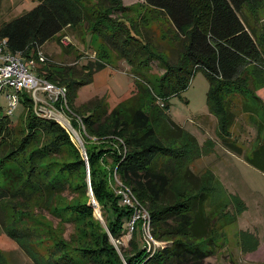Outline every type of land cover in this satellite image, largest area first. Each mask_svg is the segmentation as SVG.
<instances>
[{"label":"trees","instance_id":"trees-1","mask_svg":"<svg viewBox=\"0 0 264 264\" xmlns=\"http://www.w3.org/2000/svg\"><path fill=\"white\" fill-rule=\"evenodd\" d=\"M35 1L36 5L31 10L0 25V38H6L11 51L22 52L25 57L34 56L43 43L56 34L59 36L65 26L92 21L90 32L115 50L118 56L125 58L134 69L139 62L148 66L153 58L159 59L165 66L154 90L146 82L135 81L132 95L121 99L108 110L100 100L74 107L77 88L90 81L92 72L103 66L102 63L88 61L82 65L84 74L71 80L67 78L72 70L69 66L48 61L38 65V72L48 82L65 87L66 113L74 128L78 124L84 127L83 140L89 135L107 138L97 147L85 146L86 159L77 151V157L65 163L67 172L80 168L85 172L86 167L90 171L91 197L86 196V200L74 205L72 210L82 217L91 218L92 198L101 210L105 223L104 226L99 220L93 222L97 231L95 235L82 223L81 232L75 238L76 244L71 247L94 257H102L104 261L98 259L97 264H206V258L217 250L216 220L210 212H206L211 191L205 183H201L202 178L185 164L187 154L190 155L193 147L164 142L153 126L158 113L152 107L146 109V106L152 97H156L167 109L168 99L179 95L186 89L194 72L202 70L209 82L206 105L218 120V136L223 147L236 155L243 154L242 146L230 135L236 116L235 108L239 106V110L248 114L256 130V145L244 159L264 173V105L250 87L251 76L240 75L244 71L242 66L257 63L260 50L239 13L244 5H264V0H143L148 6L159 10L179 34L186 31L182 53L172 63L153 52L147 40L137 35L125 19L110 15L111 12L123 10L121 0H94L98 10H102L94 19L81 6V0ZM21 100L23 107H28L27 110L25 108V115L30 120V130L21 135L18 141H13L15 132L10 125L11 117L0 112V172L8 182L32 188L31 192H50L63 183L40 181V172L35 163L43 155L57 149L55 139L69 144L71 135L55 120L34 115L30 106L32 100L26 93L22 94ZM82 106L84 112L80 114L78 111L82 110ZM168 122L174 137L185 133L173 119ZM38 128L52 131L55 134L53 143L30 147ZM186 136L194 139L189 132H186ZM105 154L112 161L111 171L120 181L118 188H129L147 211L150 233L154 239L162 242L153 253L147 251L143 241H139L141 244L138 242L136 231L139 228L141 234L143 223L140 218L134 222L130 234V252L120 248V255L110 240H119L123 234V220H130L133 209L120 203L121 194L118 191L116 194L105 191L101 182L104 174L95 166ZM18 156L24 157L31 166L25 178ZM175 172L180 174L183 181L191 184L188 192L171 189ZM64 182L73 191L76 187L82 194L86 191L85 181L77 185ZM7 192L6 185L0 184V203ZM7 232L10 236H24L16 229ZM31 235L35 236L34 233ZM35 262L75 264L68 250H59L46 258L36 257Z\"/></svg>","mask_w":264,"mask_h":264},{"label":"rangeland","instance_id":"rangeland-1","mask_svg":"<svg viewBox=\"0 0 264 264\" xmlns=\"http://www.w3.org/2000/svg\"><path fill=\"white\" fill-rule=\"evenodd\" d=\"M121 1L123 10L111 12L110 15L125 19L137 35L147 40V44L149 43L153 52L160 55V58L171 63L177 61L186 43V31L179 34L159 10L148 6L143 0ZM80 4L93 19L102 13L94 0H81ZM35 5V0H0V25L31 10ZM239 13L260 50L257 63L242 66L244 71L240 75L251 76L250 87L264 105V5L246 4ZM91 24L92 21H81L74 26H65L59 36L54 35L40 47L49 63L71 67V73L67 77L70 80L84 74L82 65L88 61L103 64L92 72L90 81L77 88L74 107L100 100L109 110L121 99L132 95L135 81L146 82L154 90L156 81L165 70L162 62L153 58L148 66L139 62L134 69L125 58L118 56L115 50L110 49L98 36L90 32ZM208 88L209 82L204 72L196 70L186 89L168 99L167 109L156 97L150 99L146 109L152 107V110L158 113L153 126L164 142L180 147H193L190 155L187 154L188 161L185 160V164L202 178L201 183H205L211 191L206 212H210L216 220L214 224L217 229V250L206 258V264H264V173L244 161V156L256 145L255 125L248 114L236 106L230 135L242 146L243 154L236 155L225 149L218 136V120L208 111L206 105ZM6 108L5 92H2L0 112L3 113ZM82 110L78 113L84 112L83 106ZM25 112L20 102L10 116V125L15 132L13 141H18L21 135L30 130V120ZM65 117L71 119L67 114ZM169 119L181 125L185 133L174 137L170 132ZM62 126L70 133L71 143H60L58 138L55 139L57 149L40 157L35 167L37 166L40 172V181H59L63 185L52 189V193H35L31 192L32 188L8 182L0 172V184L6 185L8 189L7 196L3 197L0 203V264H36V257H50L59 250H68L75 264H97L98 259L104 261L102 257H94L72 248L76 244L75 238L81 232L82 223L94 231L95 235L97 231L93 222L100 221V218L104 221V218L92 198L91 218L82 217L72 210L74 205L84 202L86 196L91 197L90 171L86 167L85 172L81 168L67 172L65 163L75 159L77 151L86 159L83 154L85 146L97 147L107 138L89 135L84 141L82 137L85 135V129L82 125H74L75 128L71 125L72 129L64 123ZM186 132L193 135L194 139L186 136ZM36 133L30 147L53 143L55 134L52 131L38 128ZM106 155L102 156L95 166L104 174L101 182L105 191L116 194L120 181L111 171L112 161ZM18 160L24 167L22 176L25 178L31 166L22 156H18ZM182 166L181 163L180 167ZM64 181L71 185L85 181L86 191L82 194L77 187L73 191ZM190 188L191 184L183 181L180 174L175 172L171 189L186 193ZM122 224L123 234L119 240L110 238L118 253L120 248L130 252V235L126 233V220H123ZM10 229H16L24 236L11 237L7 234ZM145 233L143 226L141 234L139 228L137 229L138 242H144ZM64 242L67 244L62 245Z\"/></svg>","mask_w":264,"mask_h":264},{"label":"built area","instance_id":"built-area-1","mask_svg":"<svg viewBox=\"0 0 264 264\" xmlns=\"http://www.w3.org/2000/svg\"><path fill=\"white\" fill-rule=\"evenodd\" d=\"M45 62L47 57L40 48L36 50L34 56L25 57L22 52L11 51L6 38H0V94L5 92L7 100V108L3 114L11 116L17 104L22 101V94L26 93L32 100L30 106L36 116L52 119L63 125L61 120L66 118L65 114L68 110L66 89L63 85L48 82L38 72V65ZM25 108L27 110L28 107ZM65 125L72 127L70 120ZM118 192L121 194L120 203L133 209L130 220L126 222L127 235L131 234L134 222L139 218L142 219L143 230L146 232L144 245L147 251L153 253L162 242L154 239L150 233L147 211L136 200L129 188L121 187Z\"/></svg>","mask_w":264,"mask_h":264},{"label":"bare ground","instance_id":"bare-ground-1","mask_svg":"<svg viewBox=\"0 0 264 264\" xmlns=\"http://www.w3.org/2000/svg\"><path fill=\"white\" fill-rule=\"evenodd\" d=\"M63 123H65V124H68V120H67V118H64V120L62 119L61 120ZM71 129H72V127H70ZM76 138H77V140L79 141V139H78V137L76 136Z\"/></svg>","mask_w":264,"mask_h":264},{"label":"water","instance_id":"water-1","mask_svg":"<svg viewBox=\"0 0 264 264\" xmlns=\"http://www.w3.org/2000/svg\"><path fill=\"white\" fill-rule=\"evenodd\" d=\"M79 143H80V141H79ZM84 154V156H85V152L83 153ZM100 221L102 222V224L105 226V223H104V221L100 218ZM113 239V238H112Z\"/></svg>","mask_w":264,"mask_h":264},{"label":"crops","instance_id":"crops-1","mask_svg":"<svg viewBox=\"0 0 264 264\" xmlns=\"http://www.w3.org/2000/svg\"><path fill=\"white\" fill-rule=\"evenodd\" d=\"M245 161V160H244ZM246 162V161H245ZM247 163V162H246ZM251 166V165H250Z\"/></svg>","mask_w":264,"mask_h":264}]
</instances>
